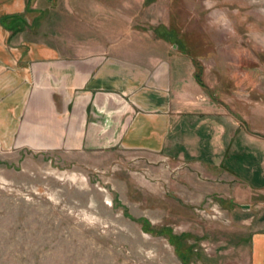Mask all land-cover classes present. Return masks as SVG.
Returning <instances> with one entry per match:
<instances>
[{
  "label": "rangeland",
  "instance_id": "rangeland-1",
  "mask_svg": "<svg viewBox=\"0 0 264 264\" xmlns=\"http://www.w3.org/2000/svg\"><path fill=\"white\" fill-rule=\"evenodd\" d=\"M46 4L52 44L169 62L183 121L162 152L0 151V264H247L264 209V0L31 1Z\"/></svg>",
  "mask_w": 264,
  "mask_h": 264
},
{
  "label": "crops",
  "instance_id": "crops-1",
  "mask_svg": "<svg viewBox=\"0 0 264 264\" xmlns=\"http://www.w3.org/2000/svg\"><path fill=\"white\" fill-rule=\"evenodd\" d=\"M31 1L0 0V151H165L183 121L174 104L183 76L152 56L143 62L110 49L52 44L36 27L46 15L38 25L40 9L28 15ZM15 14L25 28L10 34L1 18ZM198 155L208 159V149ZM249 231L247 264H264V209Z\"/></svg>",
  "mask_w": 264,
  "mask_h": 264
},
{
  "label": "trees",
  "instance_id": "trees-1",
  "mask_svg": "<svg viewBox=\"0 0 264 264\" xmlns=\"http://www.w3.org/2000/svg\"><path fill=\"white\" fill-rule=\"evenodd\" d=\"M49 13V8L46 4V6H41L38 15L35 17L34 19V24L38 25L39 24V19L42 15H47ZM2 23L10 30V34L16 33L18 31H21L25 28V19L23 18L22 15L20 14H15V15H7L1 18ZM162 36H164L165 38L171 39L175 44L179 45V47H182L179 44V40L176 36L175 31L173 30H165L164 32H162L161 34ZM196 64V63H195ZM197 70L195 72V77L196 80L203 84V80L201 77V72H202V66H200V64H196Z\"/></svg>",
  "mask_w": 264,
  "mask_h": 264
}]
</instances>
